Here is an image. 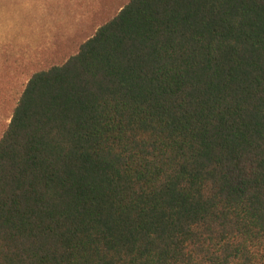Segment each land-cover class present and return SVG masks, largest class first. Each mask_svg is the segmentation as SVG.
Wrapping results in <instances>:
<instances>
[{"label":"trees","instance_id":"1","mask_svg":"<svg viewBox=\"0 0 264 264\" xmlns=\"http://www.w3.org/2000/svg\"><path fill=\"white\" fill-rule=\"evenodd\" d=\"M0 264H264V0H129L33 73Z\"/></svg>","mask_w":264,"mask_h":264},{"label":"rangeland","instance_id":"2","mask_svg":"<svg viewBox=\"0 0 264 264\" xmlns=\"http://www.w3.org/2000/svg\"><path fill=\"white\" fill-rule=\"evenodd\" d=\"M129 0H0V134L27 79L61 65Z\"/></svg>","mask_w":264,"mask_h":264}]
</instances>
